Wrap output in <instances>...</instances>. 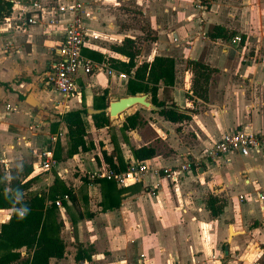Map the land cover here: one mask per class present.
<instances>
[{
	"label": "crops",
	"instance_id": "obj_1",
	"mask_svg": "<svg viewBox=\"0 0 264 264\" xmlns=\"http://www.w3.org/2000/svg\"><path fill=\"white\" fill-rule=\"evenodd\" d=\"M9 1L10 14L0 17V170L8 176L11 169L30 165V175L21 178L29 182V194L71 190L56 214L63 223L65 253L49 264H139L140 254L141 264H264V148L246 156H208L226 131L264 133V0H79L86 7L82 55L95 66L88 74L80 70L67 97L45 80L59 58L64 24L44 32L50 16L43 14L40 23L26 25L16 18V8L25 10L30 0ZM213 25L229 37L210 38ZM126 37L137 42V65L155 56L174 60L173 84L159 81L157 98L194 109L189 119L173 122L139 103L109 115L110 102L132 95L129 76L108 63L126 61L113 49ZM188 59L215 69L205 101L192 93ZM142 94L150 102L146 93L135 95ZM83 106L85 140L93 147L68 157L67 128L58 115ZM88 109L104 111L109 124L95 127ZM136 111L140 124L123 130L125 117ZM141 146L155 149L143 160L146 178L129 185L115 182L119 205L103 208L104 188L88 174L110 166L104 154L118 172L125 171L139 163L132 149ZM45 147L52 149L54 165L33 170ZM185 161L190 172L176 183L163 178L162 171L152 173L156 167L177 169ZM155 183L157 193L151 196ZM210 195L223 204L217 216L205 206ZM11 212L0 209V223ZM79 245L89 259H75Z\"/></svg>",
	"mask_w": 264,
	"mask_h": 264
},
{
	"label": "trees",
	"instance_id": "obj_2",
	"mask_svg": "<svg viewBox=\"0 0 264 264\" xmlns=\"http://www.w3.org/2000/svg\"><path fill=\"white\" fill-rule=\"evenodd\" d=\"M40 1L44 5H54L55 2V0ZM11 7L12 2L9 0H0V17L8 16ZM208 34L212 39L229 37L227 30L218 25L211 26ZM240 40H242V36H240ZM113 49L126 56V61L111 59L108 60V63L111 67L129 76L127 89L130 94L135 95L138 92L148 94L150 102L160 107L158 113L167 120L180 122L190 118V113L194 109H182L173 102L168 104L157 98L159 81L166 85L173 84L174 60L172 58L155 56L150 63L142 62L137 65L135 59L139 48L135 39L128 37L120 45L113 46ZM186 64L188 69L193 72L191 87L193 95L205 101L208 81L215 69L196 59H188ZM187 97L190 96L187 95ZM86 112V107L83 106L58 115L67 128L68 149L66 154L68 157L93 147L92 143H87L85 140L86 123L82 115L87 114ZM91 116L97 128L109 124V118L104 111ZM141 121L142 117L136 111L125 117L122 129H135ZM57 147L58 152L55 157L58 159L60 158L59 143ZM132 152L135 159L141 162L151 158L155 149L151 146H141L133 148ZM104 157L108 160L110 167L118 171V168L112 163V159L105 154ZM120 169H124V166H120ZM30 171L31 166L26 163H23L18 170L11 169L8 176L0 170V209H12L9 219L0 223V264H49L50 258H62L65 253V243L60 236L63 223L56 217L57 205L55 201L62 200L63 195L70 196L71 190L66 188L61 193L55 190L50 193L29 194L26 192L29 182L21 183V178ZM57 181L56 178L54 183ZM96 181L101 182L104 188L103 208L118 206V194L121 190L116 188L115 181L106 178H96ZM205 206L212 216L219 215L223 209L222 202L212 195L207 198ZM22 248L27 256H22ZM89 258L90 254L82 245H79L75 259Z\"/></svg>",
	"mask_w": 264,
	"mask_h": 264
},
{
	"label": "built area",
	"instance_id": "obj_3",
	"mask_svg": "<svg viewBox=\"0 0 264 264\" xmlns=\"http://www.w3.org/2000/svg\"><path fill=\"white\" fill-rule=\"evenodd\" d=\"M14 4H16V2H14ZM16 9H19V14L16 18L23 20L26 25L40 23L42 21L41 15L43 14L50 16L44 22V32H50V27L56 26L57 23L64 24L63 41L59 49V58L53 63L52 70L46 75L45 80L47 85L61 93L62 96H69L76 89L75 78L80 70L88 74L93 71L95 66L91 59L82 55V48L87 42L85 38L86 30L82 21V14L85 13L86 10L85 5L79 0H56L54 5H44L40 0H30L28 8L25 10H20V8ZM26 12L30 13L28 17L25 16ZM6 18L8 19V17H5V19ZM234 40L240 41V37L235 36ZM262 61L264 62V58ZM97 67L102 68V66L98 65ZM262 148H264V133L235 129L226 131L217 138L208 156L211 160L227 157L230 153L246 156ZM54 163L55 158L52 149L45 147L44 150L41 151L40 161L33 166V170L48 171L52 168ZM160 169H162L163 178L176 183L180 178H184L185 172H190L191 163L185 161L181 163L177 169H172L171 167H156L152 169V173L158 175L161 171ZM147 170L148 165L146 162H132L128 164L126 170L123 172L115 171L110 166H103L101 169L90 172L88 177L91 180L106 178L114 180L119 185H129L144 180ZM29 175L30 173L28 176ZM157 185L158 184L155 183L150 188L149 194L151 196L156 195L155 189ZM63 198H67V195H63ZM49 203L48 201V204ZM55 204L59 206L61 204V199H57ZM142 257L143 254H140L138 259L139 264H141Z\"/></svg>",
	"mask_w": 264,
	"mask_h": 264
},
{
	"label": "water",
	"instance_id": "obj_4",
	"mask_svg": "<svg viewBox=\"0 0 264 264\" xmlns=\"http://www.w3.org/2000/svg\"><path fill=\"white\" fill-rule=\"evenodd\" d=\"M146 95H130L126 97H122L118 100H114L109 103V107L107 108L110 116H118L125 109L133 106L134 104H142L151 109L159 110V107L152 105L150 102L145 100ZM90 114L98 113L100 110L88 109Z\"/></svg>",
	"mask_w": 264,
	"mask_h": 264
},
{
	"label": "rangeland",
	"instance_id": "obj_5",
	"mask_svg": "<svg viewBox=\"0 0 264 264\" xmlns=\"http://www.w3.org/2000/svg\"><path fill=\"white\" fill-rule=\"evenodd\" d=\"M145 111V110H144ZM150 134H152V131H150ZM148 136V135H147ZM162 171V170H161ZM157 193V189H155V194Z\"/></svg>",
	"mask_w": 264,
	"mask_h": 264
}]
</instances>
